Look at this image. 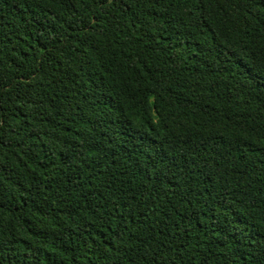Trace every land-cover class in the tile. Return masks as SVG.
Masks as SVG:
<instances>
[{
	"label": "trees",
	"instance_id": "1",
	"mask_svg": "<svg viewBox=\"0 0 264 264\" xmlns=\"http://www.w3.org/2000/svg\"><path fill=\"white\" fill-rule=\"evenodd\" d=\"M0 264H264V0H0Z\"/></svg>",
	"mask_w": 264,
	"mask_h": 264
}]
</instances>
